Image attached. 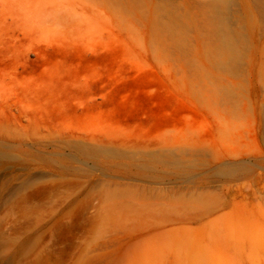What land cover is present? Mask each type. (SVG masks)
<instances>
[{"label":"rangeland","instance_id":"obj_1","mask_svg":"<svg viewBox=\"0 0 264 264\" xmlns=\"http://www.w3.org/2000/svg\"><path fill=\"white\" fill-rule=\"evenodd\" d=\"M235 1L0 0V264H264V18Z\"/></svg>","mask_w":264,"mask_h":264},{"label":"bare ground","instance_id":"obj_2","mask_svg":"<svg viewBox=\"0 0 264 264\" xmlns=\"http://www.w3.org/2000/svg\"><path fill=\"white\" fill-rule=\"evenodd\" d=\"M163 1H164L163 12L164 13L170 12V8L168 7L169 6L168 5L169 0H163ZM222 2L223 1H220L218 3L213 2L212 6L220 7ZM235 2H236L235 0H225V6L224 7H226L229 4L230 5L235 4ZM253 2H254V5L256 6L257 10L259 11V14L264 18V0H253ZM170 24L166 23L162 27V35H163L164 43H165V41L171 40L173 38V35H172L173 31H171V29H172L171 25L172 24L171 25ZM206 31L209 32L211 35H213L215 33V30H213V29H211V30L206 29ZM165 44L168 46V43H165ZM175 46L179 47V48L177 47L179 51L182 50L181 44L177 43V45H175Z\"/></svg>","mask_w":264,"mask_h":264}]
</instances>
